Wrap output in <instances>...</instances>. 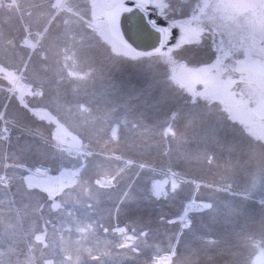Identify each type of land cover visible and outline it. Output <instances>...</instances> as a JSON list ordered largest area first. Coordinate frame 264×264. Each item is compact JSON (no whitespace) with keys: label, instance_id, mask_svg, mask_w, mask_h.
<instances>
[{"label":"rangeland","instance_id":"1","mask_svg":"<svg viewBox=\"0 0 264 264\" xmlns=\"http://www.w3.org/2000/svg\"><path fill=\"white\" fill-rule=\"evenodd\" d=\"M261 68L264 0H0V264H264Z\"/></svg>","mask_w":264,"mask_h":264},{"label":"bare ground","instance_id":"2","mask_svg":"<svg viewBox=\"0 0 264 264\" xmlns=\"http://www.w3.org/2000/svg\"><path fill=\"white\" fill-rule=\"evenodd\" d=\"M143 1L149 3L150 0H143ZM124 6L125 8L122 7V12H120L119 9L113 11L114 13L112 15L109 12L113 24L115 26V30L117 32L120 31L119 23H121V28L123 30V33H121L122 31L120 32L122 34L121 36L122 40L128 42V44L134 48L136 47H139V49L150 48L152 45L155 44L157 40L155 34L152 32V28L146 27L148 25H145L140 15L135 14V12L134 13L131 12L133 11L131 9L132 7L126 5ZM149 51H153V50H149ZM261 69L264 71V68Z\"/></svg>","mask_w":264,"mask_h":264},{"label":"water","instance_id":"3","mask_svg":"<svg viewBox=\"0 0 264 264\" xmlns=\"http://www.w3.org/2000/svg\"><path fill=\"white\" fill-rule=\"evenodd\" d=\"M126 6L132 7L131 8L133 10V11H131L132 13L135 12V14L140 15V17H141L142 21L145 23V25H148L146 27L152 28V32L155 34L156 39H157L155 44L152 45L148 49H139V47H136V48H138V50H141V51L156 50V49L160 48L162 46V42H163L164 31L157 28V26L153 23L152 19L150 18V16L147 14L146 10L142 6H139L137 4H134V5L126 4Z\"/></svg>","mask_w":264,"mask_h":264}]
</instances>
